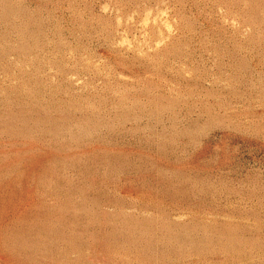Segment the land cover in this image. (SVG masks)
Returning <instances> with one entry per match:
<instances>
[{"label":"rangeland","instance_id":"374dc122","mask_svg":"<svg viewBox=\"0 0 264 264\" xmlns=\"http://www.w3.org/2000/svg\"><path fill=\"white\" fill-rule=\"evenodd\" d=\"M0 264H264V0H0Z\"/></svg>","mask_w":264,"mask_h":264}]
</instances>
